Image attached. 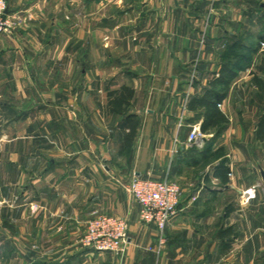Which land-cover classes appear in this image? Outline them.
Returning <instances> with one entry per match:
<instances>
[{
	"label": "crops",
	"instance_id": "0c3cea01",
	"mask_svg": "<svg viewBox=\"0 0 264 264\" xmlns=\"http://www.w3.org/2000/svg\"><path fill=\"white\" fill-rule=\"evenodd\" d=\"M96 2L76 7L98 16L73 34L68 0H6L18 24L0 34V264H264V0ZM241 57L228 123L189 140L202 121L189 100ZM122 88L118 111L108 93ZM134 174L180 186L162 232L139 218ZM99 214L127 221L121 255L76 243Z\"/></svg>",
	"mask_w": 264,
	"mask_h": 264
},
{
	"label": "built area",
	"instance_id": "2783aa9c",
	"mask_svg": "<svg viewBox=\"0 0 264 264\" xmlns=\"http://www.w3.org/2000/svg\"><path fill=\"white\" fill-rule=\"evenodd\" d=\"M6 10V0H0V32H10L17 23V18L7 15ZM191 78H194L193 74ZM199 137H202V132L199 123H195L191 126L189 140H196ZM258 184L242 191L241 198L244 202L255 197ZM126 190L139 205L140 220L154 224L162 232L176 213L181 194L179 184L167 179L140 177L134 174L126 184ZM160 239L163 243L164 238ZM128 240V224L125 219L99 214L87 222L85 232L76 243L95 252H112L121 255Z\"/></svg>",
	"mask_w": 264,
	"mask_h": 264
},
{
	"label": "trees",
	"instance_id": "16d2710c",
	"mask_svg": "<svg viewBox=\"0 0 264 264\" xmlns=\"http://www.w3.org/2000/svg\"><path fill=\"white\" fill-rule=\"evenodd\" d=\"M261 46L259 43L257 47ZM244 47V46H242ZM235 50H232L233 53ZM236 53V52H235ZM233 53V54H235ZM264 53V52H263ZM225 57V55H224ZM237 61V60H235ZM238 62V63H237ZM236 64L230 63L226 60L223 62L216 73L212 76V78L208 81L207 87L202 93L201 96H194L188 102V109L197 110L201 109L202 121L200 124V131L202 133H208L210 130L215 131V134L218 135L222 132L226 124L228 123V118L226 115L220 110L219 105L222 103L227 88L236 76V69L239 68L244 63V60L239 58ZM239 66V67H238ZM258 70L264 69V58L261 63L257 67ZM254 82L258 85V87L264 89V82L259 79L257 76H254ZM195 82V81H194ZM264 94V90H262ZM110 98L109 103L112 105V109H116L118 111L121 110V106L125 104L126 106L129 104V100L133 95L132 89L122 88L120 92H110L108 93ZM130 118H133L134 121L130 124V131L127 134L126 140L129 142L134 137L136 133L137 121L135 115H129ZM134 123V124H133ZM258 135H264V110L258 121Z\"/></svg>",
	"mask_w": 264,
	"mask_h": 264
},
{
	"label": "rangeland",
	"instance_id": "374dc122",
	"mask_svg": "<svg viewBox=\"0 0 264 264\" xmlns=\"http://www.w3.org/2000/svg\"><path fill=\"white\" fill-rule=\"evenodd\" d=\"M105 1L106 0H100V3H105ZM81 2H82V0H70V1L68 0V4H71L72 9L74 11H73V13L71 15H70V13L67 12L65 14V19L67 20V22H70V24H71L70 27L72 28L73 34L76 33V31L78 30L77 28L80 27V24L82 23L83 19H87L89 21V24L91 25L89 27H92V25L96 23V19H97V16H98V13H96L95 10L93 9L95 7L94 4L97 3L96 0H91V5H93L94 7L93 6H92L93 8L90 7V11L87 12V13L85 12L84 14L83 13L81 14L79 9L76 8V7H79L81 5ZM62 3H63V0H62ZM17 24L18 23H16V25L14 26V28L11 29L10 32H0V34L12 33L16 29ZM1 203L2 202H0V207H1Z\"/></svg>",
	"mask_w": 264,
	"mask_h": 264
}]
</instances>
